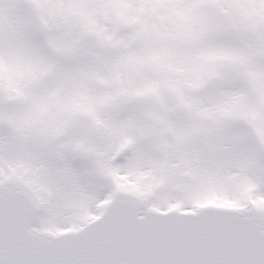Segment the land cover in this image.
<instances>
[{
  "label": "snow or ice",
  "instance_id": "1",
  "mask_svg": "<svg viewBox=\"0 0 264 264\" xmlns=\"http://www.w3.org/2000/svg\"><path fill=\"white\" fill-rule=\"evenodd\" d=\"M0 264H264V0H0Z\"/></svg>",
  "mask_w": 264,
  "mask_h": 264
}]
</instances>
